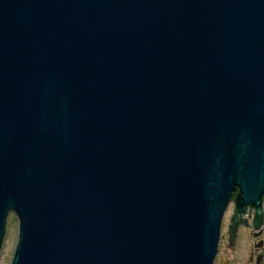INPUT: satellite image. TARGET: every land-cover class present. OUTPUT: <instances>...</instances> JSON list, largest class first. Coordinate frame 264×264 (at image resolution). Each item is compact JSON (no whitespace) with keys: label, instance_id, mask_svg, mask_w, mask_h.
Wrapping results in <instances>:
<instances>
[{"label":"water","instance_id":"1","mask_svg":"<svg viewBox=\"0 0 264 264\" xmlns=\"http://www.w3.org/2000/svg\"><path fill=\"white\" fill-rule=\"evenodd\" d=\"M263 195L264 0H0L12 264H214Z\"/></svg>","mask_w":264,"mask_h":264},{"label":"rangeland","instance_id":"2","mask_svg":"<svg viewBox=\"0 0 264 264\" xmlns=\"http://www.w3.org/2000/svg\"><path fill=\"white\" fill-rule=\"evenodd\" d=\"M232 213V207L226 209L223 215V229L221 230V235L225 236V239L222 241L220 251L223 253V250L227 248V226L229 224V219ZM240 236L237 239L235 247L233 250L228 251L226 257L229 259L227 264H256V260L259 257L258 264H264V243L257 246L259 243L258 239L252 238L249 234L248 229H241L239 232ZM264 239V235H263ZM18 242V220L16 216L11 213L8 218L6 226V234L4 237L3 245L1 248L0 254V264H11L13 260V255L16 249ZM219 257H223L219 255ZM219 257L215 258L216 264H218Z\"/></svg>","mask_w":264,"mask_h":264},{"label":"flooded vegetation","instance_id":"3","mask_svg":"<svg viewBox=\"0 0 264 264\" xmlns=\"http://www.w3.org/2000/svg\"><path fill=\"white\" fill-rule=\"evenodd\" d=\"M232 207V213L229 219V224L227 226V238L226 242L227 248L223 250V253L220 251V247L222 244V241L225 239V236H223V233L221 235L220 232V240L217 248V253L215 255V258L219 257V255L223 254V257H219L218 264H227V261L229 259L226 257L229 249L233 250L235 247V244L237 242V239L239 238L240 230L241 229H248L249 234L254 238L255 240L258 239L260 244H257V246L262 245L264 243L263 235H264V195L261 198V203L259 209L252 206V204H248L245 206V211L238 214L235 204V198H231L229 201V204L227 206L228 209ZM226 208V209H227ZM258 210L261 211V215L258 213ZM223 219L221 224V230L223 229ZM230 252V251H229ZM214 258V260H215ZM259 262V257L256 260V264ZM214 264L216 262L214 261Z\"/></svg>","mask_w":264,"mask_h":264},{"label":"trees","instance_id":"4","mask_svg":"<svg viewBox=\"0 0 264 264\" xmlns=\"http://www.w3.org/2000/svg\"><path fill=\"white\" fill-rule=\"evenodd\" d=\"M13 257H14V255H13ZM12 264V263H11Z\"/></svg>","mask_w":264,"mask_h":264}]
</instances>
